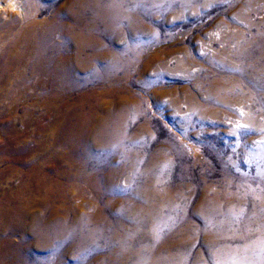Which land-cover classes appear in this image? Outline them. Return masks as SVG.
Listing matches in <instances>:
<instances>
[{"label": "rangeland", "instance_id": "obj_1", "mask_svg": "<svg viewBox=\"0 0 264 264\" xmlns=\"http://www.w3.org/2000/svg\"><path fill=\"white\" fill-rule=\"evenodd\" d=\"M75 1L0 0V228L37 194L48 264H264V0H97L81 84L31 74Z\"/></svg>", "mask_w": 264, "mask_h": 264}, {"label": "bare ground", "instance_id": "obj_2", "mask_svg": "<svg viewBox=\"0 0 264 264\" xmlns=\"http://www.w3.org/2000/svg\"><path fill=\"white\" fill-rule=\"evenodd\" d=\"M78 5L81 6V12H75L73 10L70 12L67 11V13L62 16V20H65V22L67 21V23H62L60 20L55 18L48 20L46 23L47 31H45V28L38 26V21L36 22V20H33L28 15H26L25 19L27 20L25 24L23 23L25 25L23 27V33L17 38V42L23 43L25 51L20 56L16 57L17 62L24 64L27 70L32 72L31 74L38 73L44 77L60 78L62 82H69L73 80L75 81V84H81L82 79L80 78V58L82 50L80 47L83 46V41L85 40L86 36L85 32L87 31L89 37L94 36L96 29L95 16L90 18L91 21L89 24L85 23L83 19H85V16L89 11H91V16L92 14H95V11L98 10V6L97 0H76L75 6L78 7ZM11 8H14L12 4L6 6L3 3H0V10H8ZM27 10V14H29L31 8L28 7ZM55 26L57 28H55ZM40 28H43L42 30H44V32H48V37L46 38V42L44 41L41 45L36 46V41H38L36 39L39 34L38 30ZM57 34H60V36L64 39L70 40L71 43L68 44L69 46L71 44L74 46L76 44L79 45V47L77 45L74 47L76 48L75 55L71 56L68 50V45L60 43L61 45L58 44V46L55 47L50 46L51 40H53L54 36H57ZM42 39H45L44 34ZM50 51H53L55 56L48 55V52ZM28 58L32 62L31 66L30 64L26 65V62H23L24 60L28 62ZM50 65L53 67L51 71L48 70V66ZM6 67L9 69L11 67V63L8 66L6 64ZM1 135L2 133L0 129V137ZM38 200L40 199L38 198L37 194L34 196L31 195L30 197L24 196L18 199L19 202L17 206L10 209V213L14 218L9 224V228H4V230L0 228V233L9 237L11 234L13 236L18 234L22 239V243L20 242L15 245L11 239L5 238L4 236V239L0 240V264H48V259H36L33 254V249L35 246L40 247L44 252H48V202L47 198H43V211L46 212V215L43 212H32L31 205L34 206V203H36ZM0 218V221L5 220L3 218V213L1 212ZM8 219L9 218H7V220ZM115 253L119 254L121 253V250H117Z\"/></svg>", "mask_w": 264, "mask_h": 264}]
</instances>
